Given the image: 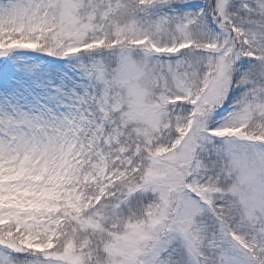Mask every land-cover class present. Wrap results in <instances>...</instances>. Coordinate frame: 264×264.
<instances>
[{
	"label": "snow or ice",
	"instance_id": "1",
	"mask_svg": "<svg viewBox=\"0 0 264 264\" xmlns=\"http://www.w3.org/2000/svg\"><path fill=\"white\" fill-rule=\"evenodd\" d=\"M0 264H264V0H0Z\"/></svg>",
	"mask_w": 264,
	"mask_h": 264
}]
</instances>
